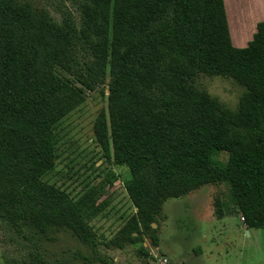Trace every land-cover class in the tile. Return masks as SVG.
<instances>
[{
    "label": "trees",
    "instance_id": "obj_1",
    "mask_svg": "<svg viewBox=\"0 0 264 264\" xmlns=\"http://www.w3.org/2000/svg\"><path fill=\"white\" fill-rule=\"evenodd\" d=\"M80 17L77 28L32 0H0V219L40 232L64 227L96 244L86 221L92 190L72 200L45 179L57 157L56 125L84 98L59 67L88 89L108 71L107 112L96 116L94 136L126 168L136 210L108 243L146 236L157 246L152 223L163 203L218 181L231 185L246 229L263 227L264 20L235 47L223 0H82ZM79 37L91 58L77 73ZM199 73L240 85L236 106L199 89ZM214 212L224 215L217 203Z\"/></svg>",
    "mask_w": 264,
    "mask_h": 264
},
{
    "label": "rangeland",
    "instance_id": "obj_2",
    "mask_svg": "<svg viewBox=\"0 0 264 264\" xmlns=\"http://www.w3.org/2000/svg\"><path fill=\"white\" fill-rule=\"evenodd\" d=\"M43 7L59 23L70 19L79 28L82 0H32ZM264 9V0H258ZM72 55L80 65L91 58L79 37ZM61 76L72 79L83 91V100L56 125L57 157L54 168L45 179L63 190L72 200L91 191L95 204L88 209L86 221L96 236L89 247L69 229L47 228L40 232L22 223L11 224L0 219V264H264V226L249 228L231 203L232 188L228 182L205 184L186 195L169 198L163 203L154 228L157 246L148 237L122 247L108 243L119 238L120 230L135 215V207L124 187L128 177L124 166H116L113 158L103 155L95 140L93 123L101 110L107 112L108 71L94 89L85 88L81 75L69 74L56 67ZM195 85L234 108L243 88L232 78L199 73ZM217 158L226 162L227 154ZM90 202V201H88ZM215 203L224 212L217 218Z\"/></svg>",
    "mask_w": 264,
    "mask_h": 264
},
{
    "label": "crops",
    "instance_id": "obj_3",
    "mask_svg": "<svg viewBox=\"0 0 264 264\" xmlns=\"http://www.w3.org/2000/svg\"><path fill=\"white\" fill-rule=\"evenodd\" d=\"M231 43L243 47L264 20V9L258 0H223Z\"/></svg>",
    "mask_w": 264,
    "mask_h": 264
},
{
    "label": "built area",
    "instance_id": "obj_4",
    "mask_svg": "<svg viewBox=\"0 0 264 264\" xmlns=\"http://www.w3.org/2000/svg\"><path fill=\"white\" fill-rule=\"evenodd\" d=\"M241 220H243V217H241ZM159 264H168V260L166 257L162 258L160 261H159Z\"/></svg>",
    "mask_w": 264,
    "mask_h": 264
},
{
    "label": "water",
    "instance_id": "obj_5",
    "mask_svg": "<svg viewBox=\"0 0 264 264\" xmlns=\"http://www.w3.org/2000/svg\"><path fill=\"white\" fill-rule=\"evenodd\" d=\"M257 142H258V140H257ZM152 225H153V227L155 226V223H152ZM249 231L246 229V233H248Z\"/></svg>",
    "mask_w": 264,
    "mask_h": 264
}]
</instances>
